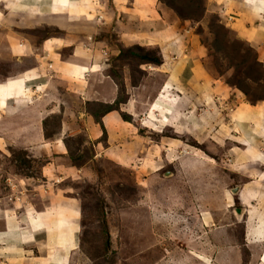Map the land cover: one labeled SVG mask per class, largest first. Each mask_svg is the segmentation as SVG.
<instances>
[{
	"label": "rangeland",
	"instance_id": "rangeland-1",
	"mask_svg": "<svg viewBox=\"0 0 264 264\" xmlns=\"http://www.w3.org/2000/svg\"><path fill=\"white\" fill-rule=\"evenodd\" d=\"M16 2L0 0V82L31 67L34 56L43 61L55 52L66 58L72 44L73 33L59 18L23 14ZM249 2L256 4L155 0L160 23L148 27L136 21V34L143 39L137 44H121L115 24L94 34L108 46L105 72L116 93L109 101L91 99L78 110L70 107L67 116L93 119L98 137L87 139L82 130L69 129L60 135L64 116L59 109L44 117L39 138L27 143L2 124L11 122V105L0 109V230L6 225L15 233L0 240V264H256L264 231L262 241L249 243L245 229L264 220V113L252 108L250 114L241 110L249 114L245 118L234 114L240 106L264 104V18L249 12ZM120 14L118 21L125 22ZM46 41H54L50 50L42 47ZM169 71L179 73L178 79H166ZM55 75L61 88L67 80ZM165 82L157 102L161 110L138 113V102L147 108ZM181 96L189 97L191 109L199 107L197 116L206 113L199 122L186 123L196 126L200 138L161 127L169 102ZM128 100H135L133 116ZM108 112L131 125L113 131L111 139L101 121ZM158 139L179 143L170 162L140 151L142 142ZM245 185L251 193L241 200L233 189ZM235 209L241 210L239 216ZM34 216L41 222L27 225ZM17 217L22 227L12 222ZM31 230L38 235L27 240ZM62 233L67 245L58 247Z\"/></svg>",
	"mask_w": 264,
	"mask_h": 264
},
{
	"label": "crops",
	"instance_id": "crops-1",
	"mask_svg": "<svg viewBox=\"0 0 264 264\" xmlns=\"http://www.w3.org/2000/svg\"><path fill=\"white\" fill-rule=\"evenodd\" d=\"M15 1H17V4H14V6L17 8L16 10L23 14L34 16L49 15L59 18L58 22L60 24L66 25L67 32L73 33V35L71 36L72 44H67L71 48L70 53L66 58H57L58 54L55 52H51L52 54L48 52L50 55L46 54L45 58H43V61L41 59V55H39V59L37 56H34L33 59L30 58L32 65L31 67H27L16 77L8 78L5 81L0 82V109L6 111L10 105L14 109L13 115H10L9 117L11 122L3 120L2 124L8 129H16L15 131L18 133L19 137H21V140L25 139L24 142L31 143L32 140L39 138V130H41L42 120L44 117L50 113H57L60 109L64 116L59 129L60 135H63L65 132H67V129H69L71 131L75 130L77 132L82 130L83 135L86 136L87 139L98 137L100 129L98 124L93 119H90V117L75 115L67 116L72 113L70 107H72L74 110H78L77 107H80V105H83L91 99L96 101L99 100L101 102L109 101L115 96L116 93L115 84L105 72L108 46L104 42L96 40L94 34L100 31L105 32L107 29L109 31L112 24H115L114 29H116L115 32L117 33V38L121 41V44L125 46L137 44L138 41L143 39L140 40V37L138 38V34H136V21L140 23L143 22L148 27L152 23H155L156 25L160 23L159 15L155 11V0H34L33 3H31V0H29V3L27 4H21L18 0ZM255 2L257 5L249 2V6H252L249 9V12L255 14L254 16H260L264 18V0H255ZM119 12L125 18V22L131 17L129 23H125L123 20L118 21ZM18 22H22V19H18ZM71 23L72 28L71 26H69V28L67 25ZM263 23L264 19L262 20V25ZM117 25L122 26V30H119ZM61 27L63 28V26ZM82 38H85L87 43L81 41ZM52 43H54V41H46L42 47L44 49L50 50L52 48L51 46L53 45ZM55 44L62 45L60 40L55 41ZM18 45H13V48H16ZM4 55H6V53L2 56ZM24 60L25 62L22 61L21 63L26 64L27 60L29 61L28 58ZM48 60L49 63L47 62ZM181 61L186 63L183 60ZM56 73L62 76L61 79L65 78L67 80V82L65 81L66 84L61 87L62 90L57 85H55L54 81L56 80ZM165 76L166 79L170 78V76L178 79L179 73L177 74L176 72L175 74V71H173L172 74L171 71H169L165 73ZM203 80L206 81L205 79ZM206 83L208 82L206 81ZM165 88H167L166 82L165 85H162L160 88L156 98H154L156 101L152 100L150 104L148 103L149 105L147 108V103L143 102L140 104L138 102V113L143 112L145 109L146 111L150 109L152 111H157V109L161 110V108L157 105V102H162V99H160V94L163 95V93H165ZM61 91L63 93L62 98L63 96L65 97V100H62V98L60 99L62 102L60 100L57 101V94H59ZM202 97L208 98L209 96L202 95ZM169 103H171L169 106L170 108L168 109L169 115L166 116V123L161 125V127L173 128L176 133L183 134L189 133L191 131L193 134L197 133L198 135L199 133L201 135V133L194 128L196 126L188 128L186 123L191 118H194L196 119V122H199V119L203 118L205 116L204 114L206 113L201 111L202 117L197 116L195 111L199 107L194 105V109H191L192 107H189V103H191V101L187 96H181L178 98V100H172ZM243 104H245V102ZM134 105H136L135 100H128L127 106L129 107L131 115L133 114L131 110ZM247 106L249 109H241L240 106L237 108L234 114L236 116H240L238 118H245L244 116H249L252 108H257L261 111L260 113H264L263 103L262 105L258 106H253L250 104H247ZM241 110H244V112L249 111V114L242 115L243 112ZM67 117H70V121H64L67 119ZM238 118L237 120H242ZM101 121L103 126L106 127L108 131L109 139L112 138L113 131L120 128L122 129L124 126L125 130H127V128L131 126L128 122H123L120 120L113 112L105 113L102 116ZM157 122L160 123L159 120H157ZM147 123L152 122L151 120H148ZM203 124L205 127L206 123L204 122ZM202 126L203 125H198L199 128ZM147 127L150 128V130L153 129V131H155L152 126ZM197 138H200V136L198 135ZM175 141L176 140L174 139H169L167 142H165V139H158L155 142L152 140L149 142L145 141L144 143L142 142L143 149L140 148V151H144L143 156H151L152 159L156 157H163L162 160H167L170 162L171 158L175 155L172 154L174 151V146L179 144ZM57 142H60L59 139L56 141V143ZM46 147L47 148H44L45 151L50 149L48 148L49 146ZM50 147L53 148L54 144H51ZM120 152V154L124 153L123 149H120ZM62 153L63 152H60L61 155ZM256 159V161H260L259 158ZM256 163L258 162H254L255 165H257ZM254 164L250 165L251 168L252 166H255ZM154 165L158 168L159 162L154 163ZM248 189H250L248 185H245L241 189H236L237 193L239 192L238 194L241 200H246V196L248 194L250 196L251 191H248ZM244 190L248 191V193H244ZM30 221L27 222V225L32 226L34 223L41 222L40 219H38V216H34L32 221ZM258 221L261 222L260 220H256V225L252 228V230L250 225H248L249 229H247V227L245 229L246 239L249 243H258L259 241H262V239H259V236L260 233L264 231V220L261 223ZM12 222L18 223L20 227H22L24 223L22 218L18 217ZM246 224H248V221ZM1 227H3V229L0 230V232L3 234L0 235V240L3 238H15L13 228H9L6 225ZM32 233H34L32 230L28 233L27 240L38 235L36 233ZM250 235L258 237L253 238L256 240H252V237H249ZM14 247L11 248L10 246L5 245V248L7 249H14ZM263 257L264 245L260 255L257 256L256 264H264Z\"/></svg>",
	"mask_w": 264,
	"mask_h": 264
},
{
	"label": "bare ground",
	"instance_id": "bare-ground-1",
	"mask_svg": "<svg viewBox=\"0 0 264 264\" xmlns=\"http://www.w3.org/2000/svg\"><path fill=\"white\" fill-rule=\"evenodd\" d=\"M2 4H3V2H1ZM6 3V2H5ZM43 3V2H42ZM52 3V2H51ZM17 4V3H16ZM9 5H10V3H9ZM19 5V4H18ZM51 5V4H50ZM32 6V5H31ZM41 6H44V5H41ZM49 6V5H48ZM46 8V7H45ZM4 11V10H3ZM9 11V10H8ZM21 11V10H20ZM29 11V10H28ZM36 11V10H35ZM49 12V11H48ZM25 220V219H24ZM45 226V225H44ZM18 227V226H17ZM47 228V227H46ZM26 231V230H25ZM27 232V231H26ZM22 233V232H21ZM69 239H70V237H69ZM68 239V240H69ZM64 240H66V233H62L61 234V236H60V238H59V241H58V243H57V246L58 247H65V242H64ZM59 242H60V244H59ZM67 245V244H66ZM66 247H68V246H66ZM68 249V248H67ZM15 252V251H14ZM67 253V252H66ZM65 255V254H64ZM55 256V255H54ZM53 259V258H52ZM52 262V261H51ZM57 263V262H56ZM59 264V263H58Z\"/></svg>",
	"mask_w": 264,
	"mask_h": 264
},
{
	"label": "water",
	"instance_id": "water-1",
	"mask_svg": "<svg viewBox=\"0 0 264 264\" xmlns=\"http://www.w3.org/2000/svg\"><path fill=\"white\" fill-rule=\"evenodd\" d=\"M236 189H237V188L233 189V192H235V191H236ZM235 212H236V214L239 216V215H240V212H241V210H240V209H235Z\"/></svg>",
	"mask_w": 264,
	"mask_h": 264
},
{
	"label": "trees",
	"instance_id": "trees-1",
	"mask_svg": "<svg viewBox=\"0 0 264 264\" xmlns=\"http://www.w3.org/2000/svg\"><path fill=\"white\" fill-rule=\"evenodd\" d=\"M121 49H122V48H121ZM114 82H115V83L117 84V86H118V83H119L120 81L114 80ZM119 84H120V83H119ZM255 98H256V97H255ZM99 104H101V103H99ZM100 106L103 107L104 105L101 104Z\"/></svg>",
	"mask_w": 264,
	"mask_h": 264
}]
</instances>
